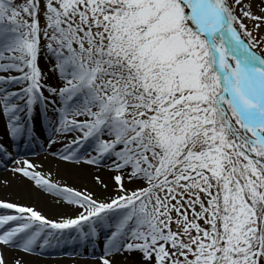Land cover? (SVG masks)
<instances>
[{
    "label": "snow or ice",
    "instance_id": "obj_1",
    "mask_svg": "<svg viewBox=\"0 0 264 264\" xmlns=\"http://www.w3.org/2000/svg\"><path fill=\"white\" fill-rule=\"evenodd\" d=\"M252 6L0 0V166L75 206L49 220L0 201L15 213L0 215V264L4 248L69 240L102 246L100 264H264V0ZM41 136L63 161L108 167L113 195L44 178L16 151Z\"/></svg>",
    "mask_w": 264,
    "mask_h": 264
},
{
    "label": "bare ground",
    "instance_id": "obj_2",
    "mask_svg": "<svg viewBox=\"0 0 264 264\" xmlns=\"http://www.w3.org/2000/svg\"><path fill=\"white\" fill-rule=\"evenodd\" d=\"M51 75L52 73L49 76ZM3 133L4 124L0 120V136ZM7 143L5 138V144ZM16 151L20 154V158H27L34 165L40 166L35 170L41 173L44 178L49 179L50 182L58 183L61 187L67 186L82 193L92 194L98 200L113 195V183L110 179L113 173L109 172L108 167L102 165L97 168L83 162L75 163L59 159V153L64 151V144H53L49 148L45 143L44 136H41L33 145H28V147L19 145ZM30 153H33L32 156H28ZM12 166V164H8V168ZM97 176L108 184L107 189H104L103 184L96 181L95 177ZM5 180L8 181L7 184L0 183V201L33 207L49 220H60L73 215L74 205L56 203V197L36 187L33 181L20 175L14 176L4 168V171L0 172V181ZM2 210H0V215L15 214L13 210H10L11 213L5 212L7 209ZM3 253L7 264H14L16 259L30 262V264H100L98 257L102 255V246L94 247L91 244H81L69 240L57 246L37 248L31 255L8 248H4ZM118 259L122 264H129L124 260V257H118Z\"/></svg>",
    "mask_w": 264,
    "mask_h": 264
},
{
    "label": "rangeland",
    "instance_id": "obj_3",
    "mask_svg": "<svg viewBox=\"0 0 264 264\" xmlns=\"http://www.w3.org/2000/svg\"><path fill=\"white\" fill-rule=\"evenodd\" d=\"M24 2V0H17V3H23ZM230 2H231V0H230ZM251 2H252V10L256 13V14H260L259 13V10H258V7H257V5L260 3V0H251ZM246 24H247V26H248V28L249 29H251L252 28V23L251 22H249V21H247V20H245L244 21ZM253 35H258V36H264V25H262L261 27H260V29L258 30V32H254L253 33ZM262 47H264V45H262ZM256 51L259 53V54H261V55H264V53H260V49H256ZM40 66H41V68L45 71V72H48V69H49V67H50V65L48 64V63H45L43 60H41V63H40ZM51 73L50 72H48V75H50ZM45 94H47V93H45ZM40 139V138H39ZM23 147H25L27 144H21ZM29 155H31L32 156V153L31 154H29ZM1 163V162H0ZM105 164H109L108 162H105ZM2 171H4V168H0V172H2ZM110 172V171H109ZM111 174H112V172H110ZM11 203H15V202H11ZM1 211H3L2 209H0ZM5 212H8V213H11V211L10 210H7V211H5Z\"/></svg>",
    "mask_w": 264,
    "mask_h": 264
}]
</instances>
